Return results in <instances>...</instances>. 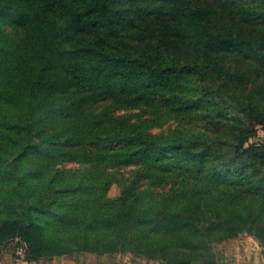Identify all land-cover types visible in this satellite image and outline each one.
I'll return each instance as SVG.
<instances>
[{
  "label": "trees",
  "instance_id": "1",
  "mask_svg": "<svg viewBox=\"0 0 264 264\" xmlns=\"http://www.w3.org/2000/svg\"><path fill=\"white\" fill-rule=\"evenodd\" d=\"M256 101L264 0H0V243L20 239L30 263L32 242L195 251L264 232ZM67 156L87 166L59 168Z\"/></svg>",
  "mask_w": 264,
  "mask_h": 264
},
{
  "label": "rangeland",
  "instance_id": "2",
  "mask_svg": "<svg viewBox=\"0 0 264 264\" xmlns=\"http://www.w3.org/2000/svg\"><path fill=\"white\" fill-rule=\"evenodd\" d=\"M10 31L11 28H6ZM263 79H258L257 84L261 83ZM255 108L258 111H264L256 101ZM259 103V104H258ZM156 104V103H155ZM109 104H101L95 107L99 112L102 109L107 108ZM128 110H118L114 115H124L128 113ZM264 115V114H263ZM147 118L149 121L145 126L146 132L153 134L171 135L173 129L175 128L174 120H157L158 116L147 115L143 117L145 120ZM133 122L138 125L141 120H134ZM264 118L254 121V133L250 135V142L256 145L264 144ZM69 156L67 158L62 157L57 166L63 170L75 169L78 172L82 171L87 165L77 159H73ZM108 171V170H107ZM83 174V172H81ZM125 172L118 174L117 177H111L110 186L107 191V195L110 198H115L119 195L122 183L125 180ZM128 176V174H126ZM144 188H148V184L144 185ZM264 232L258 231L254 232H242L234 238L228 239L224 242L215 244L213 248L209 250H188L187 247L180 242H167L162 239L152 241V245L143 246V252L130 251L126 253H110L100 249L98 252H90L87 249H75L74 251L57 254L53 253L49 249V245L53 242H32V244L43 251L42 255L39 257L38 262L31 261L27 262L26 252L27 245L20 239H14L9 242L0 243V253H6L10 259L16 260L21 264H61V263H75V264H169L175 261H182L185 264H222L223 254L220 252V248L223 244L228 243L231 240H240V247L247 248L248 254L252 256L251 261H256V263L264 264ZM23 249L22 252L20 250ZM178 253V255H174ZM4 261L5 260L4 258Z\"/></svg>",
  "mask_w": 264,
  "mask_h": 264
},
{
  "label": "crops",
  "instance_id": "3",
  "mask_svg": "<svg viewBox=\"0 0 264 264\" xmlns=\"http://www.w3.org/2000/svg\"><path fill=\"white\" fill-rule=\"evenodd\" d=\"M240 240H231L228 243L223 244L220 248V252L223 254L222 264H259L256 261H251L252 256L248 254L247 248L240 247ZM5 260L7 261H4ZM0 264H21L16 260L10 259L6 253H0ZM69 264V263H61ZM75 264V263H72ZM94 264V263H92ZM100 264V263H99Z\"/></svg>",
  "mask_w": 264,
  "mask_h": 264
},
{
  "label": "built area",
  "instance_id": "4",
  "mask_svg": "<svg viewBox=\"0 0 264 264\" xmlns=\"http://www.w3.org/2000/svg\"><path fill=\"white\" fill-rule=\"evenodd\" d=\"M22 251H23V249L20 250V252H22Z\"/></svg>",
  "mask_w": 264,
  "mask_h": 264
}]
</instances>
